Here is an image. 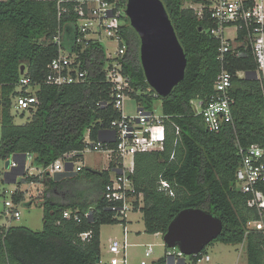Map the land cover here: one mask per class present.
I'll return each mask as SVG.
<instances>
[{"label": "trees", "instance_id": "obj_1", "mask_svg": "<svg viewBox=\"0 0 264 264\" xmlns=\"http://www.w3.org/2000/svg\"><path fill=\"white\" fill-rule=\"evenodd\" d=\"M120 1L126 4L128 0ZM162 1L188 59L185 78L171 95L158 96L147 82L141 63V39L126 16L121 31L127 45L121 61L123 74L130 80L129 97L147 111L152 110L155 100H161L162 114L167 117L165 150L135 156L131 178L136 194H143V205L140 207L137 201L136 210L144 213L146 233L150 235H164L183 210L208 211L224 223L222 234L213 244L246 241L247 264H264V234H246L247 223L259 215L248 208V195L236 187L240 149L264 147V86L253 76L258 71L253 50L247 47L240 56L228 53L223 65L218 59L221 40L211 33L216 23L208 8L210 3L195 0L203 5L200 14L193 7H185V0ZM76 5L75 1L63 3L62 10L69 13L60 17L58 0H0V158L16 156L17 161H24L25 155L32 156L33 167L43 172L26 174V180L46 187L37 204L43 210L42 231L0 225V264H97L102 255V227L127 222L117 217L104 196L115 162L111 161L104 171L88 168L79 173L70 170L51 174L48 170L66 154L84 151L87 134L93 143L101 142V133L110 130L112 122L122 115L115 108L114 87L106 72L110 59L101 42L90 41L85 52L79 53L82 70L87 72L84 83H47L49 65L59 55L60 46L54 41L58 31H62L61 45L66 51L78 52L84 46L76 44ZM244 35L240 31L238 38ZM23 66L24 74L39 85V103L31 111L33 118L18 125L12 109L14 97L19 95L16 88ZM223 67L234 76L230 89L233 122L212 132L195 112L192 101H209ZM239 71L248 73V77H238ZM173 123L180 126V135ZM104 145L115 148L116 143ZM83 158L78 155L74 161ZM161 180L172 185L174 196L160 189ZM259 189L264 194V183ZM13 201L24 203L25 196L15 194ZM66 210L79 214V221L65 218ZM87 232L91 235L83 240L81 235ZM203 254H208L206 249ZM201 256L191 259L196 262ZM153 264H168V260L162 257Z\"/></svg>", "mask_w": 264, "mask_h": 264}, {"label": "built area", "instance_id": "obj_2", "mask_svg": "<svg viewBox=\"0 0 264 264\" xmlns=\"http://www.w3.org/2000/svg\"><path fill=\"white\" fill-rule=\"evenodd\" d=\"M68 1L77 3L75 11L78 14L79 36L76 44L84 46L78 52L66 51L61 45L63 34L60 29L54 38V41L60 46L59 55L49 65L47 83L56 86L84 83L87 79V72L82 70V60L79 53L85 52L90 46V41L102 43L104 39H107L116 44L115 53L111 54L110 52L108 54L110 62L106 68L107 80L114 87L112 96L115 108L122 111L121 118L114 120L111 127L116 133L114 134L115 142H112L116 143V146L109 148L104 145L110 140L109 142L93 143L89 134H87L85 141L86 149L104 152L111 161L115 162V168L111 173L104 196L112 206V210L116 212L117 217L127 220L129 214L136 210L135 203L137 201L140 207L143 205V194H136L131 178L135 171V156L139 153L165 150L168 137L165 122L167 117L142 108H138L136 116H127L123 112L124 102L129 97L128 91H131L130 80L123 74L121 61L127 50L121 32L124 24L123 18L127 17V3H122L120 0H58L60 17L62 13H69L67 9L62 10L61 7L63 3ZM209 10L216 23L211 33L221 40L219 61L224 65L228 53L236 52L240 56L247 47H250L258 64V79L262 81L264 86V0H216ZM202 13L203 10L200 14ZM230 27L235 28L238 36L240 31L245 33L243 38L244 50L239 51L234 48L233 40L228 36V28ZM236 75L240 78L248 77V73L244 71H239ZM233 78V74L223 67L209 101H192L195 112L202 117L206 127L212 132H218L226 124L233 122V99L230 93ZM38 89L39 85L34 84L30 76L23 74L16 88L19 95L14 97L13 109L15 108L22 113L35 110L39 103L36 95ZM173 127L176 134L180 135V126L173 123ZM85 150L66 154L48 170L51 174L68 172L70 166L73 165V172L83 171L85 166L80 161H74V158L78 155L84 156ZM240 155L241 162L237 171L236 187L248 195V208L256 211L259 215L257 220H250L247 223L246 234L248 235L253 231L264 234V194L259 189L260 184L264 183V147L241 148ZM28 158L33 160L32 156H26L22 164L19 161H14L12 163L13 168L21 166L25 169L31 168L32 162L29 167L27 166ZM42 172L40 170V173ZM160 189L174 196V190L168 181L161 180ZM13 202L7 201L6 206L10 209L13 208ZM88 215L86 214V216ZM13 217L21 218L18 208L14 209ZM64 217L68 219L74 217L77 221L80 219L79 214L73 213L71 210H66ZM90 235V232L83 233L81 238L86 240ZM128 246L127 237H125L124 242L111 238L109 240V253L112 254V258L109 262L100 259L97 264H130L127 256ZM146 247L145 259L141 261V264H148V260L155 251V244H148ZM201 254L202 256L196 262L191 259V257H198ZM163 257L168 260V264H188L189 258L192 264H205L211 261L209 254L201 252L194 256H187L178 247L165 249Z\"/></svg>", "mask_w": 264, "mask_h": 264}, {"label": "rangeland", "instance_id": "obj_3", "mask_svg": "<svg viewBox=\"0 0 264 264\" xmlns=\"http://www.w3.org/2000/svg\"><path fill=\"white\" fill-rule=\"evenodd\" d=\"M185 7H194L201 12L203 5L195 3V0H185ZM229 36L235 37L234 28L228 29ZM102 45L108 54L115 53L116 44L104 39ZM139 108V103L133 97H128L124 102L123 112L127 116H136ZM151 112L158 115L163 113V105L161 100H155ZM15 117V123L18 125L25 124L33 118L34 113L26 111L24 115L22 112L12 109ZM2 137V126L0 122V141ZM85 159L80 162L85 166V169H92L102 171L107 169L109 158L106 153L101 151L84 152ZM15 161L14 156L7 160L0 158V225L1 226H20L27 227L34 231H42L43 224V210L38 207V203L44 196L45 186L40 182H27L26 174L39 175L40 170L31 165V159H27V166L31 168L25 169L23 166L14 168L12 163ZM22 164L23 160L19 159ZM17 169V170H15ZM85 171V172H86ZM15 194H23L25 202L16 204L13 202ZM7 201H12L14 207L8 208ZM32 202V205L28 204ZM18 208L21 213V218L13 217L14 209ZM127 225V228L125 227ZM125 237L129 246L127 248V256L130 264H141L145 259L146 246L148 244H155V251L153 256L148 260V264H153V261L158 260L164 256L165 249L169 248L164 242L163 236H153L146 233L144 222V213L141 210L132 211L129 214L128 222L116 225H105L101 231L102 255L101 259L109 262L112 254L109 253V240L116 238L124 242ZM207 253L211 256V261L205 264H247V243L238 245H226L220 242L212 243L207 248ZM188 264L190 262V258Z\"/></svg>", "mask_w": 264, "mask_h": 264}, {"label": "water", "instance_id": "obj_4", "mask_svg": "<svg viewBox=\"0 0 264 264\" xmlns=\"http://www.w3.org/2000/svg\"><path fill=\"white\" fill-rule=\"evenodd\" d=\"M126 15L141 39V63L147 82L158 96L166 98L184 80L188 66L166 6L162 0H128ZM21 73H25L24 66ZM253 76L258 78V73ZM14 159L17 161L16 156ZM223 229V221L212 213L186 209L175 217L163 237L169 248L178 247L185 255L194 256L217 240Z\"/></svg>", "mask_w": 264, "mask_h": 264}, {"label": "crops", "instance_id": "obj_5", "mask_svg": "<svg viewBox=\"0 0 264 264\" xmlns=\"http://www.w3.org/2000/svg\"><path fill=\"white\" fill-rule=\"evenodd\" d=\"M210 4H209V8H211L214 4H215V1L216 0H207ZM232 28V27H231ZM234 28V27H233ZM229 29V28H228ZM234 33H235V37H231V36H229V33H228V36L233 40V43H234V48L236 49V50H239V51H242V50H244L245 48L243 47V45H244V40L243 39H238V34H237V31L235 30V28H234ZM243 47V48H242ZM101 138H100V140L102 139V140H105V141H109V140H113L114 139V132H113V130L112 129H110V130H108V131H105V132H103V133H101ZM107 155V154H106ZM107 157H108V155H107ZM109 158V157H108ZM84 159H85V155H84ZM23 163H24V161H23ZM110 163H111V159H109V163H108V167H107V169H109V167H110ZM107 169H105V170H107ZM102 171H104V170H102ZM128 218H129V216H128ZM128 218H127V222H128ZM125 227L127 228V225H125ZM34 231V230H33ZM153 236H162L161 234H156V235H153ZM164 249H165V247H164ZM163 257V256H162ZM161 257V258H162ZM161 258H159V259H161ZM158 259V260H159ZM158 260H155V261H153V263L154 262H156V261H158Z\"/></svg>", "mask_w": 264, "mask_h": 264}]
</instances>
